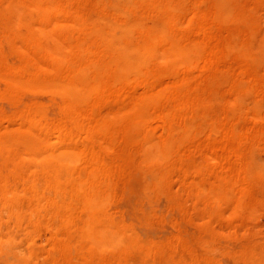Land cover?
Wrapping results in <instances>:
<instances>
[{
	"label": "rangeland",
	"instance_id": "1",
	"mask_svg": "<svg viewBox=\"0 0 264 264\" xmlns=\"http://www.w3.org/2000/svg\"><path fill=\"white\" fill-rule=\"evenodd\" d=\"M41 2L0 0V264H264V0Z\"/></svg>",
	"mask_w": 264,
	"mask_h": 264
},
{
	"label": "bare ground",
	"instance_id": "2",
	"mask_svg": "<svg viewBox=\"0 0 264 264\" xmlns=\"http://www.w3.org/2000/svg\"><path fill=\"white\" fill-rule=\"evenodd\" d=\"M20 1H21V0H20ZM22 1H23V0H22ZM31 1H32V0H31ZM41 1H42V0H40V5H38V6H41V3H42ZM24 2H25V1H24ZM24 2H23V3H24ZM25 3H26V2H25ZM28 3H30V2H28ZM43 3H44V1H43ZM42 5H43V4H42ZM21 7H22V6H21ZM23 8H24V7H23ZM23 8H22V9H23ZM40 8H43V6H41ZM16 9H17V8H16ZM14 10H15V9H14ZM39 11H40V10H39ZM40 12H41V11H40ZM40 12H39V13H40ZM43 12H44V11H43ZM15 15H16V13H15ZM39 15H40V14H39ZM48 15H49V14H48ZM44 17H45V16H44ZM42 18H43V16H42ZM46 20H47V19H46ZM34 21H35V20H34ZM13 24H14V23H13ZM43 26H44V25H43ZM54 37H55V36H54ZM55 38H56V37H55Z\"/></svg>",
	"mask_w": 264,
	"mask_h": 264
}]
</instances>
